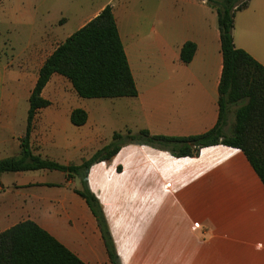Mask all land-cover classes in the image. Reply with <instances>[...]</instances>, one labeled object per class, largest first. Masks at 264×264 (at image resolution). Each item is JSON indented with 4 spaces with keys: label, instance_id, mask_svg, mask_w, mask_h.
<instances>
[{
    "label": "crops",
    "instance_id": "obj_1",
    "mask_svg": "<svg viewBox=\"0 0 264 264\" xmlns=\"http://www.w3.org/2000/svg\"><path fill=\"white\" fill-rule=\"evenodd\" d=\"M115 2H102L79 29L112 6L139 92L137 97L114 98L121 128L170 137L213 129L219 121L223 72L217 11L204 0H165L164 32L144 33L142 18L124 0ZM234 25L236 47L264 66V0H251L237 13ZM70 36L60 38V28L52 23L31 36L19 53L10 38L0 41V161L21 157L28 127V114L17 111V69L33 70L36 85L46 60ZM187 42L197 50L190 63H182ZM5 49L13 50L7 59ZM59 76L53 75L43 91L51 105L37 111L30 146L42 159L80 165L85 156L79 164H64L54 155L64 141L62 114L51 109L50 98V88L65 78ZM101 108L106 104L94 103L90 112L81 108L91 131ZM99 134L68 146L79 153L91 150L94 142L98 151L109 144ZM5 174H14L16 180L6 185ZM76 182L46 169L0 173V233L30 219L86 264H111L97 220L75 192L82 189ZM89 185L103 207L122 264H264V184L240 149L217 145L202 149L197 157L176 158L167 151L130 145L94 165Z\"/></svg>",
    "mask_w": 264,
    "mask_h": 264
},
{
    "label": "trees",
    "instance_id": "obj_2",
    "mask_svg": "<svg viewBox=\"0 0 264 264\" xmlns=\"http://www.w3.org/2000/svg\"><path fill=\"white\" fill-rule=\"evenodd\" d=\"M218 13L223 53L219 86L220 115L210 131L191 137L153 135L148 130L126 134L116 132L110 145L97 151L80 165H63L32 153L30 138L38 110L51 105L42 94L53 75L70 81L84 99L137 97L138 89L119 33L111 5L60 44L46 60L31 93L28 127L21 143V157L0 161V173L52 170L68 179L78 178L82 189L75 190L87 202L101 231L111 264H122L98 197L89 185L91 168L114 158L128 145H144L169 152L176 158L197 157L202 149L225 145L244 152L264 184V66L234 41L235 17L251 0H204ZM193 42L184 44L182 63H190L196 53ZM239 105L233 133L224 132L229 107ZM88 114L74 109L71 122L84 126ZM0 264H86L58 239L33 220H24L0 233Z\"/></svg>",
    "mask_w": 264,
    "mask_h": 264
},
{
    "label": "rangeland",
    "instance_id": "obj_3",
    "mask_svg": "<svg viewBox=\"0 0 264 264\" xmlns=\"http://www.w3.org/2000/svg\"><path fill=\"white\" fill-rule=\"evenodd\" d=\"M106 1L108 0H0V35L2 36L0 41L3 42L5 39L10 38L15 45L17 53H19L29 44L31 36H34V34H37L41 29L52 23H56L57 27L60 28V38H64L68 34L72 35L79 30L81 23L91 17L98 9L99 5ZM124 1L129 9L135 12L137 18L138 16L142 18L140 29L144 33H153L154 30L159 33L164 32L162 12L165 0ZM117 2H119V0H116L115 3ZM132 21L133 20H131V23H133ZM12 51L11 49H5L3 51L5 54H3V57L7 59V56L12 53ZM31 71L33 70L28 69L23 71L20 70V68L16 71L20 79L21 97L17 104V111L20 116L28 114L30 107L29 98L35 85L34 79L36 77L35 73ZM56 85L61 91L56 92ZM14 87L15 85L13 83H9V89L14 90ZM75 94L71 83L65 78H63L62 83L54 84L53 87L50 88V98L54 103L51 109L62 114L60 119V135H63L62 138H64L59 148L54 151V155L59 162L64 164L68 162L79 164L83 156L88 160V158L90 159L97 152L99 147L98 143L95 144L93 142L91 150H83L76 153L74 147L68 146L70 142L79 139L88 142L89 140H94V136L100 133L99 135H102L103 139H106L107 143H109L108 145H110L114 141L113 137L116 132L122 133L121 130H123V134L127 133L125 127L123 129L121 128L122 122L117 119L120 116L119 113H117V105L119 102L117 99H84L79 96L74 97ZM97 102L105 103L106 108H101V113L97 115V127L94 128V131L93 129L91 131L89 126H75L72 124L69 114L72 109L83 108L90 112L92 104ZM238 107L239 105L230 106L227 111L226 125L224 128V132L227 136L233 133L236 120L235 113ZM136 146L160 150L150 146ZM69 151L73 153L68 154ZM38 172L42 173L43 171ZM40 173H38V177L42 176L39 175ZM14 176V174L3 175L4 183H6V185L11 184L16 180ZM74 179L77 181V184L81 185L80 179ZM61 187L67 188L66 185ZM68 190L71 192L70 188H68Z\"/></svg>",
    "mask_w": 264,
    "mask_h": 264
}]
</instances>
